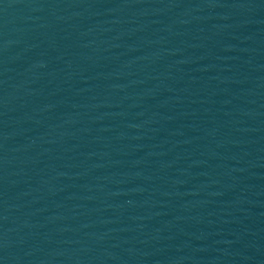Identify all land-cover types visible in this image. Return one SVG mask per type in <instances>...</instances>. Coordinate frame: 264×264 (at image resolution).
Instances as JSON below:
<instances>
[{"label":"water","instance_id":"1","mask_svg":"<svg viewBox=\"0 0 264 264\" xmlns=\"http://www.w3.org/2000/svg\"><path fill=\"white\" fill-rule=\"evenodd\" d=\"M0 264H264V0H0Z\"/></svg>","mask_w":264,"mask_h":264}]
</instances>
